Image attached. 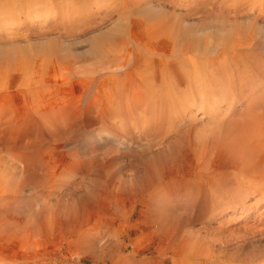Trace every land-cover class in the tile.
Listing matches in <instances>:
<instances>
[{"label": "rangeland", "instance_id": "obj_1", "mask_svg": "<svg viewBox=\"0 0 264 264\" xmlns=\"http://www.w3.org/2000/svg\"><path fill=\"white\" fill-rule=\"evenodd\" d=\"M37 1L0 8V264H264V0Z\"/></svg>", "mask_w": 264, "mask_h": 264}, {"label": "bare ground", "instance_id": "obj_2", "mask_svg": "<svg viewBox=\"0 0 264 264\" xmlns=\"http://www.w3.org/2000/svg\"><path fill=\"white\" fill-rule=\"evenodd\" d=\"M1 1H4V0H1ZM14 1H16V0H14ZM23 1H24V0H23ZM29 1H30V0H29ZM38 1H39V0H38ZM38 1H37V2H38ZM48 1H49V0H48ZM48 1H47V2L45 1V3H48ZM51 1H52V0H51ZM60 1H61V0H60ZM62 1H64V0H62ZM95 1H98V0H95ZM99 1H100V0H99ZM101 1H102V0H101ZM101 1H100V2H101ZM103 1H104V0H103ZM103 1H102V2H103ZM105 1H106V0H105ZM110 1H111V0H110ZM127 1H129V0H127ZM127 1L125 2V1L123 0L121 3H124V4H125V3H127ZM134 1H135V0H134ZM4 2L7 3L8 0H5ZM12 2H13V1H12ZM18 2H19V0H18ZM18 2H17V4H18ZM26 2H27V0H26ZM26 2H25V3H26ZM32 2L34 3V1H32ZM35 2H36V0H35ZM54 2H55V1H54ZM217 2H218V0H217ZM219 2H222V1L219 0ZM226 2H227V1H226ZM226 2H225V4H226ZM6 3H5L4 5H3V3H0V8H1V10L3 9V15H5V10H6L5 7L8 8V5H6ZM8 3H11V2H8ZM13 3H14V2H13ZM13 3H12V4H13ZM27 3H28V2H27ZM27 3H26V4H27ZM39 3H40V4L43 3V0L40 1ZM45 3H43V4H45ZM49 3H50V2H49ZM52 3H53V2H52ZM98 3H99V2H98ZM133 3H134V2H133ZM63 4H64V2H63ZM94 4H95V3H94ZM96 4H97V2H96ZM110 4H111V3H110ZM118 4H119V3H118ZM118 4H117V5H118ZM5 5H6V6H5ZM9 5H10V4H9ZM34 5H35V4H34ZM36 5H37V4H36ZM46 5H47V4H46ZM50 5L52 6L51 3H50ZM50 5H48V6H50ZM65 5H66V6H65ZM65 5H64V8H65V7L67 8V4H65ZM99 5H100V4H99ZM99 5H98V6H99ZM130 5H133V4H130ZM3 6H5V7H3ZM11 6H12V5H11ZM15 6H17V5H15ZM30 6L33 7V5H30ZM44 6H45V5H44ZM44 6H41V10H42V8H43ZM62 6H63V5H62ZM101 6H103V5H101ZM101 6H100V7H101ZM127 6H128V5H127ZM127 6H126V7H127ZM13 7H14V5H13ZM23 7H24V6H23ZM25 7H26V5H25ZM28 7H29V4H28ZM53 7H54V6H53ZM53 7H52V10H53ZM95 7H96V6H95ZM11 8H12V7H11ZM11 8H10V9H11ZM26 8H27V7H26ZM37 8H38V7H37ZM44 8H46V6H45ZM47 8H48V7H47ZM47 8H46V9H47ZM61 8H62V9H61V11H62V10H63V7H61ZM98 8H99V7H98ZM123 8H124V7H123ZM10 9H9V10H10ZM12 9H13V8H12ZM17 9H18V7H17ZM17 9H14V10H17ZM24 9H25V8H24ZM30 9H31V8H30ZM33 9H34V8H33ZM33 9H32V10H33ZM39 9H40V8H39ZM48 9H50V8H48ZM48 9H47V10H48ZM19 10H20V9H19ZM21 10H22V9H21ZM32 10H31V11H32ZM36 10H37V9H36ZM64 10H65V9H64ZM126 10H128V9L126 8ZM31 11H30V12H31ZM53 11H55V13H56V10H53ZM12 12H16V11H11V14H12ZM24 12H25V11H24ZM43 12H44V11H43ZM121 12H122V11H121ZM126 12H128V11H126ZM22 13H23V12H22ZM22 13H21V14H22ZM27 13H28V9H27ZM31 13H34V12H31ZM35 13H36V12H35ZM37 13H40V12H37ZM44 13H46V12H44ZM47 13H50V12H47ZM66 13H68V12H66ZM66 13H65V14H66ZM122 13H123V12H122ZM124 13H125V12H124ZM124 13H123V14H124ZM9 14H10V11H9ZM13 14H14V13H13ZM18 14H20V13H18ZM23 14H24V13H23ZM123 14H122V15H123ZM130 14H131V13H130ZM24 15H26V14H24ZM28 15L30 16V14H28ZM28 15H27V16H28ZM68 15H69V14H68ZM127 15H129V13H128ZM127 15H126V16H127ZM29 16H28V17H29ZM63 16H64V15H63ZM5 17H6V16H5ZM12 17H14V15H13ZM12 17H11V18H12ZM17 17H18V15H17ZM17 17H16V15H15V21H14V22H17V21H16V20H17V19H16ZM21 17H23V16H21ZM0 18H1V16H0ZM128 18H129V17H128ZM128 18H127V19H128ZM132 18H133V16H132ZM19 19L21 20V19H23V18H19ZM24 19H25V18H24ZM123 19L125 20V18H123ZM4 20H5V19H4ZM7 20H9V19H7ZM20 22H22V21H19V23H20ZM17 23H18V22H17ZM123 23H124V21H123ZM1 25H2V24H1ZM119 25H120V24H119ZM124 26H125V25H124ZM128 27H129V26H128ZM119 29H122V28L119 27ZM124 29H125V28H124ZM122 30H123V29H122ZM118 31H120V30H118ZM125 31H126V30H125ZM132 31H134V30H132ZM132 31H131V32H132ZM121 33H122V31H121ZM121 33H119V34H121ZM127 33H129V32H127ZM133 34H134V33H132V35H133ZM150 34H151V32H150ZM150 34H149V36H150ZM169 34H170V32H169ZM132 35H131V36H132ZM134 35H135V34H134ZM134 35H133V36H134ZM151 35H152V34H151ZM166 35H167V34H166ZM122 36H123V37H120V40H117V41H116L117 48H116V46L113 47L115 51L117 50V51H116V55H117V57H119V58L121 57V59L118 60V61H117V60H116V61L114 60L115 62H114L113 60H111V62H109V65H110V63H111V64H113V65L115 64V66H116V65H117V66H121V68H123L122 65H123V66H125V65L127 66V69H125V67L123 68V69H125V70H124L122 73H119V72H118V73H119V76H118L117 78H115L114 80L111 79V80H113V81H115V82L117 83L118 87H120L119 85H122L126 80H127L128 82H129V81H131V82L134 81V80H133L134 77H133V75L131 74V70H132V66H133V65H132L133 58H132L131 55H132V54L134 55L133 52H134L135 49H136V51H137V48H136V47H137V44H136V43H137V42H136L137 40L132 39V37H131L130 35L124 36V35L122 34ZM135 36H136V35H135ZM153 36H154V35H153ZM167 36H168V35H167ZM151 37H152V36H151ZM159 37H160V36H159ZM164 37H165V36H164ZM247 37H250V36H247ZM121 38H122V39H121ZM133 38H134V37H133ZM135 38H137V37H135ZM147 38H148V37H147ZM149 38H150V37H149ZM241 38H242V37H241ZM241 38H240V40H241ZM137 39H138V38H137ZM145 39H146V38H145ZM145 39H144V41H145ZM150 39H151V38H150ZM159 39H160V38H159ZM171 39L173 40V38H169V36H168V40H171ZM245 39H246V38H245ZM245 39H243L242 42H244ZM147 40H149V39H146V41H147ZM154 40H155V39H154ZM156 40H158V39H156ZM166 40H167V39H166ZM176 40H177V39H176ZM246 40H247V39H246ZM246 40H245V41H246ZM250 40H251V39H249V40H247V41H250ZM134 41H135L136 43H135ZM139 41H140V39H139ZM142 41H143V40H142ZM142 41H140V42H141L142 44H145L146 41H145L144 43H143ZM149 41H150V40H149ZM179 41H180V40H179ZM237 41H238V40H237ZM150 42H151V41H150ZM152 42H153V41H152ZM154 42H155V41H154ZM242 42H241V41H238V42H235V41H234L232 47H231L232 44H231V45L228 44V47H225V45H224L225 48L222 47V48H224V49H222V51L220 52V54L222 55L221 57H224V59H225V60H224V59L221 60V63H223L224 67H223V65H222L223 68H221V69H220V67L217 68V69H216L217 72L225 73V77H231L230 79H232L233 77H235V76H231V75H234V74L236 75V73L239 72V70H238L237 68H235V69L237 70V72L235 73L236 70L234 71V66H233V68L230 67L231 64H229V63H230L229 61H233L234 58H238V59H239V57L241 58L240 60H243V59H244V57H245V55H244L245 50H243L242 47H246V46H247V43H246V46H243L244 43H242ZM251 42H252V41H251ZM147 43H148V42H147ZM156 43H157V42H156ZM177 43H178V42H177ZM248 44H249V43H248ZM140 45H141V44H140ZM166 45H167V44H166ZM177 45H179V44H177ZM183 45H184V44H183ZM229 45H230V46H229ZM234 45H235V46H234ZM250 45H251V44H250ZM250 45H249V46H250ZM144 46H146V45H144ZM144 46H143V48H144ZM151 46H152V45H151ZM226 46H227V45H226ZM138 47H139V46H138ZM177 47H179V46H177ZM247 47H248V46H247ZM109 48L112 49L111 47H109ZM141 48H142V47H141ZM152 48H153V47H152ZM159 48H160V47H159ZM171 48H172V45H171ZM186 48H187V47H186ZM186 48H185V50H186ZM104 49H105V48H104ZM145 49H146V48H145ZM167 49H168V48H167ZM167 49H166V51H167ZM172 49H173V48H172ZM172 49H171V50H172ZM182 49H183V48H182ZM220 49H221V48H220ZM105 50H108V48H106ZM114 50H108L109 52L106 51L105 56H106L108 53H113V54H115V53H114ZM147 50H148V49H147ZM147 50H146V51H147ZM152 50H153V49H152ZM169 50H170V49H169ZM173 50H174V49H173ZM173 50H172V51H173ZM179 50H180V49H179ZM142 51H143V50H142ZM146 51H145V52H146ZM154 51H155V50H154ZM154 51H152V52H154ZM159 51H160V50H159ZM177 51H178V50H177ZM180 51H181V50H180ZM180 51H179V52H180ZM186 51H188V50H186ZM189 51H190V50H189ZM189 51H188V52H189ZM219 51H220V50H219ZM219 51H218V52H219ZM137 52H141V51H137ZM143 52H144V51H143ZM160 52H161V51H160ZM160 52H159V53H160ZM169 52H170V51H169ZM173 52H174V51H173ZM192 52H193V51H191V53H192ZM157 53H158V52H157ZM166 53H167V52H166ZM180 53H181V56H182L184 59H185V58H188L191 62H192V61L195 62V59L198 60V59H197L198 57H196L195 55L191 56V55H188L186 52H180ZM143 54H144V53H143ZM148 54H149V53H148ZM175 54H176V53H175ZM175 54H173V53L170 52V54H167L166 56H168V57L171 56V57H172V56L175 55ZM220 54H219V55H220ZM116 55H115V56H116ZM135 55H136V54H135ZM141 55H142V53H141ZM154 55H155V54H154ZM154 55H153V58H154ZM156 55H157V54H156ZM162 55H163V52H162ZM162 55H161V56H162ZM130 56H131V57H130ZM143 56H144V55H143ZM147 56H150V54L147 55ZM147 56H146V57H147ZM151 56H152V55H151ZM164 56H165V55H164ZM175 56H176V55H175ZM182 57H181V58H182ZM207 57H208V56H207ZM207 57H205V58H207ZM221 57H220V58H221ZM233 57H234V58H233ZM134 58H135V57H134ZM158 58H159V57H158ZM176 58H177V57H176ZM201 58H202V57H201ZM203 58H204V57H203ZM212 58H213V57H212ZM212 58H211V59H212ZM216 58H218V56H217ZM216 58H215L214 60H216ZM220 58H218V60H219ZM112 59H113V58H112ZM147 59H148V58H147ZM149 59H150V58H149ZM166 59H167V58H166ZM221 59H222V58H221ZM238 59H237V60H238ZM18 60H19V59H18ZM162 60H163V58H162ZM167 60H168V59H167ZM180 60H181V59H180ZM185 60H187V59H185ZM202 60H203V59H202ZM202 60H201L200 62H202ZM209 60H210V59H209ZM138 61H139V59H138ZM143 61H144V60H143ZM145 61H146V60H145ZM145 61L142 62V63H146V62L148 63V62H149V60L146 61V62H145ZM163 61H164V60H163ZM178 61H179V60H178ZM183 61H184V60H183ZM203 61H204V60H203ZM206 61H207V60H206ZM210 61H211V60H210ZM234 61L236 62V60H234ZM106 62H107V61H106ZM133 62H134V61H133ZM150 62H151V61H150ZM166 62H167V61H166ZM186 62H187V61H186ZM211 62H213V59H212ZM211 62H210V63H211ZM218 62H220V61H218ZM228 62H229V63H228ZM107 63H108V62H107ZM170 63H171V62H169V64H170ZM187 63H188V62H187ZM187 63H186V64H187ZM214 63H215V61H214ZM231 63H232V62H231ZM127 64H128V65H127ZM160 64H161V63H160ZM162 64H164V63H162ZM178 64H181V63L179 62ZM186 64H185V65H186ZM207 64H208V63H207ZM207 64H206V65H207ZM211 64H212V63H211ZM216 64H217V63H216ZM148 65L150 66L149 63H148ZM148 65L145 64L144 67H146V66H148ZM172 65H173V64H172ZM172 65H171V66H172ZM190 65H192V64H190ZM194 65L198 67L200 64H199V62L197 61V63H194ZM203 65H204V64H203ZM208 65H209V64H208ZM212 65H213V64H212ZM218 65H219V64H218ZM110 66H111V65H110ZM149 66H148V67H149ZM163 66H164V65H163ZM165 66H166V65H165ZM167 66H168V65H167ZM167 66H166V67H167ZM183 66H184V65H183ZM183 66H180V68H182ZM186 66H187V65H186ZM186 66H184V68H185ZM220 66H221V64H220ZM107 67H108V66H107ZM111 67H112V66H111ZM111 67H110V68H111ZM133 67H134V66H133ZM159 67H160V66H159ZM173 67H174V66H173ZM190 67H192V66H190ZM197 67H196V68H197ZM203 67H204V66H203ZM203 67L201 66V68H203ZM217 67H218V66H217ZM110 68H109V70H110ZM116 68H117V67H116ZM161 68H162V67H161ZM169 68H170V67L168 66V69H167V70H169ZM199 68H200V67H198V70H197V69L194 70L195 73H191V72H193V71L190 72L191 69H189V68H188V69H189L188 71H189V73L191 74V76H194L195 78H197L198 76H200V75H199L200 72H197V71H200V70H201V69L199 70ZM112 69H113V68H112ZM112 69H111L110 72H112ZM134 69H135V68H134ZM141 69H142V68H141ZM141 69H140V70H141ZM146 69H147V67H146ZM172 69H173V68H172ZM172 69H170V70H172ZM182 69H183V68H182ZM194 69H195V68H194ZM107 70H108V68L106 69V72H107ZM121 70H122V69H121ZM184 70H185V69H184ZM186 70H187V69H186ZM205 70H206V68H205ZM113 71L115 72V70H113ZM116 71H117V70H116ZM134 71L137 73L136 70H134ZM134 71H133V72H134ZM144 71H146V70H144ZM163 71H164V70L162 69L161 72H163ZM181 71H182V70H181ZM188 71H187V72H188ZM202 71H203V70H202ZM202 71H201V72H202ZM206 71H207V70H206ZM165 72H166V71H165ZM167 72H169V71H167ZM185 72H186V71H185ZM185 72H183V73H185ZM203 72H204V71H203ZM203 72H202V73H203ZM211 72H213V71H211ZM116 73H117V72H116ZM170 73H171V72H170ZM205 73H206V72H204V74H205ZM213 73H214V72H213ZM239 73H242V72L240 71ZM108 74L110 75V73H108ZM111 74H112V73H111ZM143 74H145V73H143ZM147 74H148V73H147ZM147 74H145V76H146ZM171 74H172V73H171ZM177 74H179V73H177ZM190 74H189V75H190ZM193 74H194V75H193ZM207 74H208V73H207ZM113 75H114V74H113ZM115 75H116V74H115ZM131 75H132V76H131ZM140 75L142 76V74H140ZM169 75H170V74H169ZM172 75H173V74H172ZM172 75H171V76H172ZM219 75H220V74H219ZM238 75H239V74H238ZM238 75H237V76H238ZM243 75H244V74H243ZM143 76H144V75H143ZM147 76H148V75H147ZM173 76H174V75H173ZM210 76H211V75H210ZM215 76H217V75H215ZM223 76H224V74H223ZM245 76H246V75H245ZM248 76H249V74H248ZM110 77H111V75H110ZM115 77H116V76H115ZM184 77H185V76H184ZM184 77H183V78H184ZM211 77H213V76H211ZM240 77H243V76H242V75H241V76L239 75V78H240ZM112 78H113V77H112ZM148 78H149V77H148ZM169 78H170V77H169ZM174 78H176V75L174 76ZM199 78H200V77H199ZM199 78H198V79H199ZM201 78H202V77H201ZM216 78H217V77H216ZM216 78H215V79H216ZM108 79H109V78H108ZM108 79H106V80H108ZM141 79H144V80H145V79H147V77H144V78H141ZM167 79H168V78H167ZM185 79H187V78H185ZM203 79H204V78H203ZM206 79L209 80L208 78H206ZM215 79L212 78L213 81L218 80V79H216V80H215ZM234 79H236V78H234ZM234 79H233V80H234ZM111 80H110V81H111ZM139 80H140V79H139ZM171 80H172V78H171ZM171 80H170V81H171ZM174 80H175V79H174ZM177 80H178V79H177ZM192 80H193V79H192ZM201 80H202V79H201ZM201 80H200V81H201ZM242 80H243V79H242ZM140 81H142V80H140ZM147 81H148V80H147ZM178 81H179V80H178ZM187 81H188V80H187ZM193 81H196V80H193ZM200 81H199V82H200ZM213 81H212V82H213ZM218 81H221V79L218 80ZM218 81H217V82H218ZM246 81H247V80H246ZM106 82H107V81H106ZM138 82H139V81H138ZM149 82H150V79H149ZM164 82H165V81H164ZM172 82H174V81H172ZM175 82H176V80H175ZM197 82H198V81H197ZM197 82H196V83H197ZM202 82H204V81L202 80ZM202 82H201V84H202ZM206 82H207V81H206ZM237 82H238V81H237ZM242 82H243V81H242ZM112 83H113V82H112ZM126 83H127V82H126ZM143 83H147V82H144V81H143ZM179 83H180V82H179ZM219 83H220V82H219ZM240 83H241V82H240ZM244 83H245V81H244ZM128 84H131V83H128ZM169 84H170V83H169ZM192 84H194V83H192ZM198 84H199V83H198ZM211 84H212V83H211ZM124 85H125V84H124ZM126 85H127V84H126ZM141 85H143V84L141 83ZM148 85H149V84H148ZM151 85H152V84H151ZM171 85L174 86L172 83H171ZM175 85H176V84H175ZM203 85H204V87H205L206 84L203 83ZM214 85H215V83H214ZM234 85H235V84H234ZM143 86H144V85H143ZM198 86L200 87V85H198ZM124 87H126V86H124ZM175 87H176V89H177V87H179V85H177V86H175ZM215 87H216V86H214V88H215ZM234 87H235V86H234ZM127 88H128V87H127ZM129 88H131V87H129ZM171 88H173V87H170V90H172ZM201 88H203V86H202ZM205 88L207 89V86H206ZM214 88H213V90H214ZM168 89H169V87H168ZM168 89H167V90H168ZM173 89H174V88H173ZM176 89H175V90H172V91H173L172 94H173L174 92L176 93ZM178 89H179V88H178ZM203 89H204V88H203ZM127 90H128V89H127ZM170 90H169V91H170ZM207 90L209 91V89H207ZM146 91H147V90H146ZM123 92H124V91H123ZM170 92H171V91H170ZM126 93H127V92H126ZM167 93L169 94L168 91H167ZM175 93H174V94H175ZM102 94H103V93H102ZM102 94H101V95H102ZM124 94H125V93H124ZM164 95H165V94H164ZM167 96H168V95H167ZM175 96L178 97V93H177V95H175ZM158 97H159V96H158ZM168 97H169V96H168ZM177 99H178V98H177ZM158 100H160V98H159ZM170 100H171V98H170ZM175 100H176V98H175ZM172 101H173V100H172ZM173 102H174V101H173ZM170 103H171V102H170ZM175 104H176V103H175ZM179 104H181V103L179 102L177 105H179ZM122 105H124V104H122ZM122 105H121V106H122ZM181 105H182V104H181ZM183 105H184V103H183ZM119 107H120V106H119ZM123 107H125V106H123ZM176 107H177V106H176ZM121 108H122V107H121ZM171 108H172V107H171ZM124 109H125V108H123V109H121V110H124ZM125 111H126V110H125ZM181 111H182V110H181ZM120 112H121V111H120ZM120 112H119V114H120ZM178 112H179V111H178ZM123 113H124V112H123ZM182 113H184V112H182ZM182 115H183V114H182ZM123 116H124V115H123ZM125 116H126V115H125ZM172 116H173V114H172ZM183 117H184V116H183ZM120 118H121V116H120ZM121 120H122V118H121ZM126 120H127V119H126ZM122 121H123V120H122ZM189 121H190V119H189ZM188 123H190V122H188ZM191 123H192V122H191ZM187 128H188V126H187ZM253 134H254V133H253ZM242 136H243V135H242ZM251 136H253V135H251ZM239 137H240V136L238 135L237 138H238L239 141L237 140L238 143L236 142V146H235V143H234V146H235V150L240 151V152H244V155H245V156H242V155H241V156H242L241 158H244L243 160H244L245 162H247V164H249V165H250V164L257 165V166L263 165V162H264V153H260V152L257 150V148H256L257 145L255 144L256 142H254V141H253V142H250V140L248 141L247 138H243V137H242L241 139H239ZM253 137H254V136H253ZM237 138H236V139H237ZM234 140H235V139H234ZM234 140H233V141H234ZM254 140H255V139H254ZM229 142H230V141H229ZM229 144H230V143H229ZM229 144H228V145H229ZM231 145H233V144H230V146H231ZM222 147H223V145H222ZM232 147H233V146H232ZM232 147H231V148L229 147V149H233L232 151H233V152H236V151L234 150V147H233V148H232ZM229 149H228V152L230 151ZM224 150H225V149H224ZM247 150H248L249 152H254L255 156L257 155V159H256V160L254 159L255 156H252L251 158H249V156L247 157V156H246V152H247ZM221 151H223V148L221 149ZM221 151H220V155H222V154H221ZM232 151H230V152H231V155H232V153H233ZM218 152H219V151H218ZM224 152H226V150H225ZM227 154H228V153H227ZM227 154H226V155H227ZM236 154L238 155L237 152H236ZM220 155H219V156H220ZM223 155H225V153H224ZM233 155H235V153H234ZM233 155H232V157H233ZM237 155H236V157H237ZM238 156H239V155H238ZM226 157H227V156H226ZM229 157H230V156H229ZM234 158H235V157H234ZM199 159H200V158H199ZM235 159H237V161L242 160V159H240V158H235ZM238 159H240V160H238ZM187 160H188V159H187ZM200 160H201V159H200ZM229 160H230V159H229ZM231 161H232V160H231ZM200 162H201V161H200ZM200 162H199L198 164H200ZM242 164H243V163H242ZM242 164H241V165H242ZM204 165H205V164H204ZM244 165H245V164H244ZM198 166H201V165H198ZM202 166H203V164H202ZM205 166H206V165H205ZM205 166H204V167H205ZM209 166H210V165H209ZM214 166H215V165H214ZM214 166H213V167H214ZM239 166H240V165H239ZM239 166H238V168H239ZM251 166H252V165H251ZM251 166H250V167H251ZM206 167H207V166H206ZM206 167H205V168H206ZM216 167H217V166H216ZM225 167H226V166H225ZM235 167H236V166H235ZM207 168H210V167H207ZM211 168H212V166H211ZM241 168H242V167H240V170H241ZM255 168H256V167H255ZM224 169H225V168H224ZM206 170H207V169H206ZM220 170H222V172H223V169H220ZM240 170H239V171H240ZM214 171H215V170H214ZM217 171H219V170L217 169ZM225 171H226V170H225ZM227 171H228V170H227ZM255 171H257V169H255ZM219 172H221V171H219ZM222 172H221V173H222ZM232 172H233V171H232ZM229 173H230V172H229ZM240 173H241V171H240ZM255 173H256V172H255ZM258 173H259V172H258ZM258 173H257V175H258ZM260 173H262V171H261ZM224 174H225V173H223V175H224ZM241 174H242V173H241ZM225 175H227V174H225ZM225 175H224V176H225ZM229 175H230V174H229ZM255 175H256V174H255ZM255 175H254V176H255ZM241 176H242V175H241ZM243 176H244V175H243ZM262 176H263V174H262ZM262 176H261V177H262ZM227 177H228V176H227ZM261 177H258V178H261ZM241 178H242V177H241ZM246 178H247V177H246ZM243 180H244V179H243ZM263 218H264V217H263ZM217 232H218V231H217ZM226 236H227V235H226ZM218 238H219V237H218ZM232 242H233V241H232ZM222 243H223V242H222ZM224 261H225V260H224ZM216 262H217V261H216ZM220 263H222V262L219 261L218 264H220Z\"/></svg>", "mask_w": 264, "mask_h": 264}]
</instances>
